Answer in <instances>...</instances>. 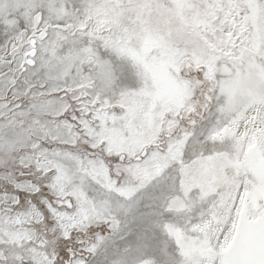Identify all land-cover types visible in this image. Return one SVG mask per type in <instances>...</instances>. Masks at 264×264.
<instances>
[{"label": "snow or ice", "instance_id": "snow-or-ice-1", "mask_svg": "<svg viewBox=\"0 0 264 264\" xmlns=\"http://www.w3.org/2000/svg\"><path fill=\"white\" fill-rule=\"evenodd\" d=\"M0 264H264V0H0Z\"/></svg>", "mask_w": 264, "mask_h": 264}, {"label": "clouds", "instance_id": "clouds-1", "mask_svg": "<svg viewBox=\"0 0 264 264\" xmlns=\"http://www.w3.org/2000/svg\"><path fill=\"white\" fill-rule=\"evenodd\" d=\"M19 139H24L23 137H19Z\"/></svg>", "mask_w": 264, "mask_h": 264}]
</instances>
